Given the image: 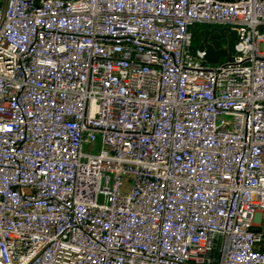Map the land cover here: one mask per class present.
<instances>
[{
  "label": "built area",
  "instance_id": "1",
  "mask_svg": "<svg viewBox=\"0 0 264 264\" xmlns=\"http://www.w3.org/2000/svg\"><path fill=\"white\" fill-rule=\"evenodd\" d=\"M0 264H264V0H0Z\"/></svg>",
  "mask_w": 264,
  "mask_h": 264
},
{
  "label": "water",
  "instance_id": "2",
  "mask_svg": "<svg viewBox=\"0 0 264 264\" xmlns=\"http://www.w3.org/2000/svg\"><path fill=\"white\" fill-rule=\"evenodd\" d=\"M62 1H71V0H62ZM214 30L220 32V33H227V36L229 37V48L224 47L217 49L213 43L209 40V35ZM205 36L202 42V45L200 46L202 49L206 50V60L211 63H217L221 56L228 55V52L231 51L232 54L235 53V40L237 39V32L236 30L232 28H212L210 30H207L204 32Z\"/></svg>",
  "mask_w": 264,
  "mask_h": 264
},
{
  "label": "trees",
  "instance_id": "3",
  "mask_svg": "<svg viewBox=\"0 0 264 264\" xmlns=\"http://www.w3.org/2000/svg\"><path fill=\"white\" fill-rule=\"evenodd\" d=\"M211 26H207V25H204L203 24H197V25H194L191 30H192V33H193V39L196 40L198 42V44L201 42L202 39H204V31L203 29L204 28H210ZM210 40L215 43V46L220 48V47H225V46H228L226 44V42L224 40L221 39L220 35L218 34H212L210 35Z\"/></svg>",
  "mask_w": 264,
  "mask_h": 264
},
{
  "label": "rangeland",
  "instance_id": "4",
  "mask_svg": "<svg viewBox=\"0 0 264 264\" xmlns=\"http://www.w3.org/2000/svg\"><path fill=\"white\" fill-rule=\"evenodd\" d=\"M204 26V25H203ZM217 28V27H216ZM226 44L228 45V48H229V42L228 41H225ZM193 45L194 47H196L198 45V42L196 40L193 41ZM231 51L228 52V55L226 56H221L220 59H219V62H223L225 60H227L230 56H231ZM85 150H87V144H85V147H84Z\"/></svg>",
  "mask_w": 264,
  "mask_h": 264
},
{
  "label": "flooded vegetation",
  "instance_id": "5",
  "mask_svg": "<svg viewBox=\"0 0 264 264\" xmlns=\"http://www.w3.org/2000/svg\"><path fill=\"white\" fill-rule=\"evenodd\" d=\"M212 28H216V27H212ZM212 28H204L203 31L205 32V31L210 30V29H212ZM217 28H218V27H217ZM210 34H218V35H220V37H221L222 40H224V41H228V42H229V37L227 36V33H220V32H218V31L214 30V31L211 32ZM214 45H215V43H214Z\"/></svg>",
  "mask_w": 264,
  "mask_h": 264
},
{
  "label": "crops",
  "instance_id": "6",
  "mask_svg": "<svg viewBox=\"0 0 264 264\" xmlns=\"http://www.w3.org/2000/svg\"><path fill=\"white\" fill-rule=\"evenodd\" d=\"M207 26H211L210 28H212V27L223 28V27H219V26H212V25H207ZM210 35H212V34H210ZM210 35H209V40H210Z\"/></svg>",
  "mask_w": 264,
  "mask_h": 264
}]
</instances>
